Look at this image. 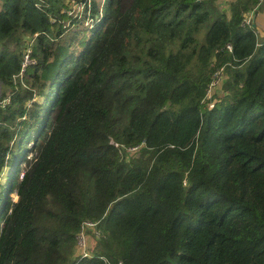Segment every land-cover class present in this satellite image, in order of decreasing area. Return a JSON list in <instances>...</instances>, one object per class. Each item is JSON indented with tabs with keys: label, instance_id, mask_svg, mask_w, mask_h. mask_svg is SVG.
I'll list each match as a JSON object with an SVG mask.
<instances>
[{
	"label": "trees",
	"instance_id": "1",
	"mask_svg": "<svg viewBox=\"0 0 264 264\" xmlns=\"http://www.w3.org/2000/svg\"><path fill=\"white\" fill-rule=\"evenodd\" d=\"M228 5L0 0V264H264V0Z\"/></svg>",
	"mask_w": 264,
	"mask_h": 264
},
{
	"label": "built area",
	"instance_id": "2",
	"mask_svg": "<svg viewBox=\"0 0 264 264\" xmlns=\"http://www.w3.org/2000/svg\"><path fill=\"white\" fill-rule=\"evenodd\" d=\"M232 1L233 0H218V3L222 9H225L226 11H228V7H229L228 4H229V2H232ZM261 1L262 0H260V2ZM73 6L82 8L79 4H76ZM252 19H253V13L251 12L245 16V19H244L242 25L243 26L249 25L251 23ZM29 52L30 51H28L27 53H29ZM30 64H32V61L30 60L28 54H26L23 57V63H22L23 70L27 65H30ZM23 70L21 72H23ZM222 81H223L222 69H220L218 72H216L214 74L213 81L210 83V85L206 91V95L204 97V101H205V103H207L206 105L209 108H213V106H214V104L212 102V97H213L214 93H216L219 89H221ZM138 149H139V147H134V148H129L127 151L130 154H134L138 151ZM95 226H96L95 223H92L89 221H86L83 223L81 231L77 235V242H76V247H75V257L76 258L84 259V258H90L91 257L90 250H89V248L87 249V246H86V236L88 235V232H92V233H95V235H97V233L95 232Z\"/></svg>",
	"mask_w": 264,
	"mask_h": 264
},
{
	"label": "rangeland",
	"instance_id": "3",
	"mask_svg": "<svg viewBox=\"0 0 264 264\" xmlns=\"http://www.w3.org/2000/svg\"><path fill=\"white\" fill-rule=\"evenodd\" d=\"M97 1L101 2L102 0H97ZM68 8H69V9H72L71 5H69ZM73 8H74L73 12H75V13H80V12L82 11V8H80V7H74V6H73ZM91 25H92L91 21H90V20H86V21L83 23V25H79V26H78V29H79V30H82L83 27H86V26H87V28H90ZM85 33H86V32H85ZM12 200H13V201L16 200V196H15V195H12ZM86 234H87V233H86ZM87 236H88V237H87ZM87 236H86V246H87V249L89 248V250H92V248H93V246H94V244H95V241L92 240V237H91V235H90L89 232H88V235H87Z\"/></svg>",
	"mask_w": 264,
	"mask_h": 264
}]
</instances>
